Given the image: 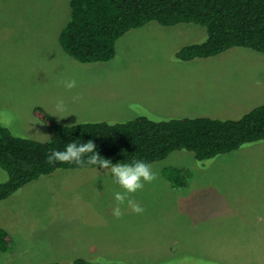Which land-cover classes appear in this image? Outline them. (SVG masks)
Returning <instances> with one entry per match:
<instances>
[{"label":"rangeland","instance_id":"obj_1","mask_svg":"<svg viewBox=\"0 0 264 264\" xmlns=\"http://www.w3.org/2000/svg\"><path fill=\"white\" fill-rule=\"evenodd\" d=\"M69 13L70 0H0V124L17 136L48 139L32 114L36 106L60 124L74 125L179 115L238 118L264 101V54L234 47L179 61L174 53L204 41L205 29L151 21L119 39L111 61L83 64L58 42ZM191 64L207 67L178 72ZM71 79L77 86L67 90L62 81ZM183 89L187 97L182 92L176 102L186 110H178L175 93ZM60 99L63 112L55 107ZM151 167L157 179L130 196L144 211L136 216L126 201L119 220L112 214L114 196L123 190L108 169L59 170L63 177L56 178V171L26 184L0 202V228L12 237L0 264L59 261L61 215L49 214L76 210L84 213L79 211L80 219L89 217V210L111 214L105 224L102 216L94 217L95 231L110 233L112 246L111 260L94 264H245L241 258L253 251L251 240L264 239V142L205 162L174 151ZM167 167L188 170L187 184L174 187L160 176ZM4 173L0 170V183Z\"/></svg>","mask_w":264,"mask_h":264},{"label":"trees","instance_id":"obj_2","mask_svg":"<svg viewBox=\"0 0 264 264\" xmlns=\"http://www.w3.org/2000/svg\"><path fill=\"white\" fill-rule=\"evenodd\" d=\"M151 21L166 27L194 24L205 29L204 41L185 45L174 53L179 61L209 58L234 47L264 54V0H70L69 19L59 32L58 42L77 62H108L115 57L119 39ZM32 114L46 129V141L14 136L0 124V170L8 177L0 183V202L57 170L99 167L58 162L49 165L48 156L71 142L92 140L101 158L112 164L143 160L150 165L174 151L191 152L196 161L205 162L244 145L264 142V104L238 118L155 121L137 117L117 123L62 125L40 106L34 107ZM162 175L172 186L184 187L190 173L167 167ZM11 244V235L0 228V252H8ZM47 264L88 263L75 260Z\"/></svg>","mask_w":264,"mask_h":264},{"label":"crops","instance_id":"obj_3","mask_svg":"<svg viewBox=\"0 0 264 264\" xmlns=\"http://www.w3.org/2000/svg\"><path fill=\"white\" fill-rule=\"evenodd\" d=\"M194 67L198 69L197 71H200L201 68H204L207 66L206 65L199 66V65H192V64L190 66L188 65L187 67L181 66L180 68L182 70L178 72H183L182 74L189 73V72H192L191 69ZM183 81L184 79L180 80V82L178 81L179 86H177V88L180 90L183 87ZM181 93L184 97H187L188 95V92L186 89H183V91H179L178 93H175V97L178 98V99L175 98V104H178L177 106L178 110L184 109L180 107L179 105L180 102H176L179 99H181ZM253 101L254 99H252V102ZM252 102H250L248 105H251ZM263 102L264 101L258 102L257 104H252V106L250 107H253V108L257 107L261 104H264ZM175 117L181 118L183 117V115H179ZM215 118H218V117H215ZM225 118H228V117H225ZM69 170H80V169H69ZM159 175L163 176L160 173ZM55 176L56 178L63 177V175H59V170H57V173H55ZM79 211L80 210H76L74 212H65V213H59L58 211V213L56 214H49L51 217L61 215V220L60 221L58 220V223H57V225L59 226V243H58L59 261H56V262L66 263V262H73L75 260H84L88 264H94L97 262V260L99 261V259H102L104 262H105V259H108L110 261L112 258V256H110L112 246L110 243L107 242V239H110V233H107V231H104L103 229H100L97 232L95 231L93 226L96 221L94 217H96L97 215L102 216L101 221L105 224V223L111 222L112 220L111 214L106 213V212L98 214V213H94L93 210H89L90 216L80 219ZM80 212L84 214L82 210ZM76 213H77V216H75ZM123 228H127V225H125ZM263 229H264V226H263ZM250 244L252 246H249V248L253 249V251H250L248 253V256L243 259L241 258V260L245 264H248L251 262L255 264L257 263L264 264V239L251 240ZM222 261H224L225 263H229L226 260V258H224Z\"/></svg>","mask_w":264,"mask_h":264},{"label":"clouds","instance_id":"obj_4","mask_svg":"<svg viewBox=\"0 0 264 264\" xmlns=\"http://www.w3.org/2000/svg\"><path fill=\"white\" fill-rule=\"evenodd\" d=\"M62 83L67 90H71L77 86L75 79L65 80ZM55 107L57 112H63L65 110L64 101L62 99L57 100ZM12 134L14 136L18 135L14 131ZM47 162L49 165L58 162L61 164H75L79 167L97 165L103 169L110 170L114 182L123 190L117 191L114 196L116 207L113 209L112 214L117 219L123 215L120 206L126 201L132 212L136 214L142 213L144 209L134 200L130 199V196L142 190L145 184H150L157 179V174L152 171L151 165L143 160L112 164L108 159L101 158L92 140L79 144L77 142L68 143L64 150L53 151L48 156ZM4 176L5 180H7L6 172Z\"/></svg>","mask_w":264,"mask_h":264}]
</instances>
